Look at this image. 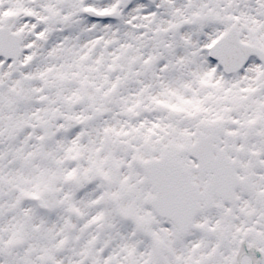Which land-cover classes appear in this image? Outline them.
Returning a JSON list of instances; mask_svg holds the SVG:
<instances>
[{
	"label": "snow or ice",
	"instance_id": "snow-or-ice-1",
	"mask_svg": "<svg viewBox=\"0 0 264 264\" xmlns=\"http://www.w3.org/2000/svg\"><path fill=\"white\" fill-rule=\"evenodd\" d=\"M0 264H264V0H0Z\"/></svg>",
	"mask_w": 264,
	"mask_h": 264
}]
</instances>
